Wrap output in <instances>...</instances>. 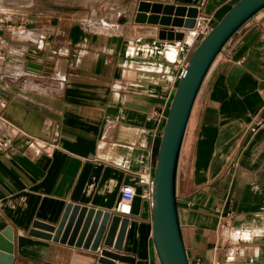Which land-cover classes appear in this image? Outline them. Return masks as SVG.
<instances>
[{
  "label": "crops",
  "instance_id": "0c3cea01",
  "mask_svg": "<svg viewBox=\"0 0 264 264\" xmlns=\"http://www.w3.org/2000/svg\"><path fill=\"white\" fill-rule=\"evenodd\" d=\"M141 1L127 6L125 20L117 14L125 30L116 32L97 30L93 13L74 18L71 9L40 19L0 16V97L6 101L0 128L16 134L0 154V232L13 230L12 264H97L96 251L28 233L34 220L57 224L68 203L126 217L121 254L132 264H160L148 186L138 178L152 177L180 71L205 35L203 26L215 25L237 0H144L197 8L193 27L174 26L179 39L160 38L159 23L136 22ZM82 9L91 11L89 3ZM259 120L264 7L225 43L189 117L176 176L189 264H264ZM126 183L136 186V195L122 213L117 205Z\"/></svg>",
  "mask_w": 264,
  "mask_h": 264
},
{
  "label": "water",
  "instance_id": "95a60500",
  "mask_svg": "<svg viewBox=\"0 0 264 264\" xmlns=\"http://www.w3.org/2000/svg\"><path fill=\"white\" fill-rule=\"evenodd\" d=\"M264 0H237L202 37L179 77L166 117L157 155L152 192V238L160 264H189L177 214L176 176L183 138L201 84L215 58L231 36L255 13ZM150 11V14L147 12ZM197 8L139 2L134 20L159 23L160 38H181L174 26L193 27ZM170 26V28H167ZM35 59V58H33ZM36 61L41 62L39 59ZM127 218L110 211L68 203L60 221L34 220L29 235L99 253L97 264L133 263L121 254ZM113 247V250H109ZM113 259V260H112ZM14 261L13 230L0 232V264ZM122 264V263H119Z\"/></svg>",
  "mask_w": 264,
  "mask_h": 264
},
{
  "label": "rangeland",
  "instance_id": "374dc122",
  "mask_svg": "<svg viewBox=\"0 0 264 264\" xmlns=\"http://www.w3.org/2000/svg\"><path fill=\"white\" fill-rule=\"evenodd\" d=\"M84 3H89L91 11H84L82 9ZM0 4L5 5L4 7H0V16L8 18H13V16L14 18L23 17L25 20L29 18L40 19L55 15L64 16L69 11V9H71L70 13H76L73 15L74 18L85 17L86 14L90 15L91 12L93 14L90 17V22L94 24L98 23V25H96L97 30L116 32L124 31L125 24L120 21H115V17L118 14V19L125 20L127 16L130 15L127 6H129V4L135 5V0H0ZM101 4L106 7V10L103 12L98 8ZM92 7L95 9L94 12ZM63 9H65L66 12H64L65 10ZM112 15L114 16V19H111ZM107 21L109 24L104 26L103 24H105ZM119 25H122V27L118 28ZM25 35L28 38L30 37L37 39L35 36L28 33H25Z\"/></svg>",
  "mask_w": 264,
  "mask_h": 264
},
{
  "label": "built area",
  "instance_id": "2783aa9c",
  "mask_svg": "<svg viewBox=\"0 0 264 264\" xmlns=\"http://www.w3.org/2000/svg\"><path fill=\"white\" fill-rule=\"evenodd\" d=\"M204 19L207 23L210 17L204 16ZM210 28L211 27H209L206 24L205 26H203L202 32L206 34L210 30ZM183 73H184V69L180 71L179 77H181ZM5 106H6V101L0 97V108L1 109L5 108ZM257 124L258 125L264 124V121L259 120ZM15 137H16V134L12 132L9 129V127L6 128L5 126H1L0 128V154L5 153L11 149V147L13 146V141ZM154 173H155V168L153 169L152 177L147 178L143 175H140L138 178V182L140 184H147L148 189H147L145 196L150 198L151 204H152V192H153V185H154L153 183ZM135 195H136V186L134 184H131V183L123 184L120 189V199L117 205V210L122 213L128 211L130 208V204L133 198L135 197ZM125 206L127 207L126 210L124 209Z\"/></svg>",
  "mask_w": 264,
  "mask_h": 264
},
{
  "label": "bare ground",
  "instance_id": "6f19581e",
  "mask_svg": "<svg viewBox=\"0 0 264 264\" xmlns=\"http://www.w3.org/2000/svg\"><path fill=\"white\" fill-rule=\"evenodd\" d=\"M0 7H1V6H0ZM113 18H114V16L112 15V16H111V19H113ZM34 84H35V85H38L37 83H34ZM124 209L126 210L127 207L125 206Z\"/></svg>",
  "mask_w": 264,
  "mask_h": 264
}]
</instances>
